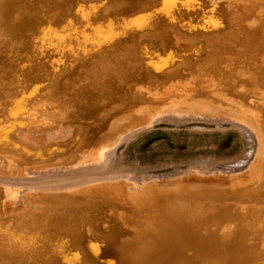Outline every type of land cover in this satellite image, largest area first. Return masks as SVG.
<instances>
[{
    "label": "bare ground",
    "instance_id": "bare-ground-1",
    "mask_svg": "<svg viewBox=\"0 0 264 264\" xmlns=\"http://www.w3.org/2000/svg\"><path fill=\"white\" fill-rule=\"evenodd\" d=\"M0 264H264V0H0Z\"/></svg>",
    "mask_w": 264,
    "mask_h": 264
},
{
    "label": "rangeland",
    "instance_id": "rangeland-1",
    "mask_svg": "<svg viewBox=\"0 0 264 264\" xmlns=\"http://www.w3.org/2000/svg\"><path fill=\"white\" fill-rule=\"evenodd\" d=\"M162 135L163 134H162L161 131H159V130L155 131L153 135H151L149 138L145 139V145L144 146L140 145V147H139V145L136 144L135 148H134V146L131 147L132 148L131 151H130L131 148L128 149V150L127 149L123 150L121 155H120L122 157L121 158L119 157L118 160L122 159V162H123V164L126 167H129V168L134 167L137 170H147V168L171 166L173 164H176V162L178 163L179 161H180L179 164H181V163L186 162V160L190 159V158H195V157L196 158H202V157L204 158V156H203L204 154H206L205 155L206 158H211L212 160H219V159L223 160V161L231 160V159H233V157L234 158L236 157L237 153L240 150L239 149L236 154L233 153V151L237 150L236 137H234L233 133H227L224 136H219V135L215 136L213 139L212 138H205L203 140L202 139H197L196 141L198 143L197 142H194V143H195V146H196V144H198L197 147L198 146L199 147L198 148L196 147L195 150L194 149H190L191 153L189 155H187L186 157H182L181 155H183V152H180L181 154L177 153L175 155H173L171 153V152H174L175 147H171L169 149V147H168V145L166 143H159L161 145L157 144L158 142L161 141V139H158L157 136L161 137ZM214 141L220 143V147H221L222 151H221V153L220 152L218 154L217 153H212L210 155L206 151L214 150V145H215ZM210 142L212 143V145L210 144ZM136 146H138V148ZM232 146H234L235 148H232ZM192 147L194 148V146H192ZM201 149L203 151H199ZM177 151H184V148H180L179 150L177 149ZM223 151H225V152H227L229 154H233L234 156L233 155L231 156L229 154L227 155L226 153H223ZM231 151H232V153H231ZM168 152H170V153L168 154ZM222 153H223V155H222ZM197 154H198V157H197ZM176 156H178V157H176ZM171 162H173V163H171Z\"/></svg>",
    "mask_w": 264,
    "mask_h": 264
},
{
    "label": "trees",
    "instance_id": "trees-1",
    "mask_svg": "<svg viewBox=\"0 0 264 264\" xmlns=\"http://www.w3.org/2000/svg\"><path fill=\"white\" fill-rule=\"evenodd\" d=\"M162 129V136L160 137V136H157V138L158 139H161V141L159 142V143H166L167 145H168V147L169 148H171V147H175V150H174V152H172V154L174 153V154H177V153H179V154H181L180 153V151H176L177 149L179 150L180 148H184V151H182V152H184L183 153V155H182V157H186L187 155H189L191 152H190V149H193V147L192 146H195V143H193V142H195L197 139H203V138H214L215 136H222L223 134L224 135H226L227 133H232V132H229V131H226V133L224 132H218V131H216V132H213V131H211L210 132V129H202V130H200L199 129V131H196V133L195 132H192V131H195V130H188V128H179V129H166V128H168V127H165V126H160V127H157V128H155L156 130L158 129L159 131ZM164 128V129H163ZM157 130V131H158ZM177 132H176V131ZM173 131H175V132H173ZM187 131V132H186ZM189 131H191V132H189ZM155 131H154V129L153 130H151V131H148L147 133H144L141 137H139V138H137L136 140H134V141H132L131 143H129V144H127L126 146H123V147H121V149L119 150L120 151V153H122V150H125L126 148L128 149V148H130V147H133V146H135L136 144L137 145H142V146H144L145 145V139L149 136H151V135H153V133H154ZM183 132V133H182ZM203 132V133H202ZM168 133H170V134H168ZM172 133V134H171ZM208 133V134H207ZM214 133H215V135H214ZM176 134H178V135H176ZM190 137V138H188V136ZM200 134V135H199ZM204 134V135H203ZM218 134V135H217ZM145 135H147V137L145 136ZM223 135V136H224ZM167 136V137H166ZM234 136L236 137V141H237V144H236V147H237V150H235V151H233V153L234 154H236L237 153V151L239 150V147H240V143H239V140L237 139L238 137H237V135H235L234 134ZM146 137V138H145ZM148 137V138H149ZM185 137H187V139L185 138ZM145 138V139H144ZM179 138V139H178ZM165 139V140H164ZM170 139V140H169ZM176 139H178V141L176 140ZM182 139H183V141H182ZM192 139V140H191ZM144 140V141H143ZM185 140H187V141H185ZM194 140V141H193ZM168 141V142H167ZM191 143H190V142ZM174 142V143H173ZM179 144H178V143ZM172 143V144H171ZM186 143V144H185ZM135 144V145H134ZM188 144V145H187ZM191 144V145H190ZM194 144V145H193ZM214 150H210V151H206L207 153H211L212 154V152H214L215 150V152L214 153H221V147H220V143L219 142H215L214 141ZM131 145V146H130ZM178 145V146H177ZM187 147H186V146ZM129 146V147H128ZM191 146V147H190ZM137 148H138V146H136ZM140 147V146H139ZM179 147V148H178ZM232 148H235L234 146H232ZM196 148L194 147V150H195ZM199 151H202V150H199ZM217 153V154H218ZM223 153H226L227 155L229 154V153H227V152H225V151H223ZM231 153H232V151H231ZM185 154V155H184ZM231 156H232V154H230ZM158 168H160V169H164L165 167H158Z\"/></svg>",
    "mask_w": 264,
    "mask_h": 264
}]
</instances>
